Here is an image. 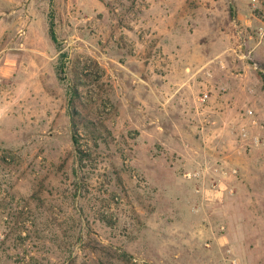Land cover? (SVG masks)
Listing matches in <instances>:
<instances>
[{"label":"rangeland","instance_id":"374dc122","mask_svg":"<svg viewBox=\"0 0 264 264\" xmlns=\"http://www.w3.org/2000/svg\"><path fill=\"white\" fill-rule=\"evenodd\" d=\"M263 70L264 0H0V264H264Z\"/></svg>","mask_w":264,"mask_h":264},{"label":"trees","instance_id":"16d2710c","mask_svg":"<svg viewBox=\"0 0 264 264\" xmlns=\"http://www.w3.org/2000/svg\"><path fill=\"white\" fill-rule=\"evenodd\" d=\"M258 76H259V80L261 82L262 88L264 89V70L263 72H259ZM118 259L123 263H128L126 260V255L123 253L119 255Z\"/></svg>","mask_w":264,"mask_h":264},{"label":"built area","instance_id":"2783aa9c","mask_svg":"<svg viewBox=\"0 0 264 264\" xmlns=\"http://www.w3.org/2000/svg\"><path fill=\"white\" fill-rule=\"evenodd\" d=\"M185 176H186L187 178H189V177H190V174H185ZM216 185H217V184H215L214 181H211L210 184H209V186H210L211 189H215V188L217 187Z\"/></svg>","mask_w":264,"mask_h":264}]
</instances>
